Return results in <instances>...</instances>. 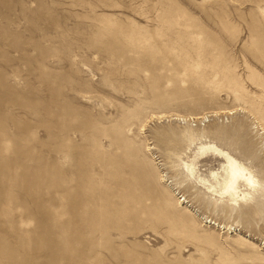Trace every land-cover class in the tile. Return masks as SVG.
<instances>
[{
	"label": "rangeland",
	"instance_id": "374dc122",
	"mask_svg": "<svg viewBox=\"0 0 264 264\" xmlns=\"http://www.w3.org/2000/svg\"><path fill=\"white\" fill-rule=\"evenodd\" d=\"M262 12L0 0V264H264V193L221 201L186 137L264 183Z\"/></svg>",
	"mask_w": 264,
	"mask_h": 264
},
{
	"label": "bare ground",
	"instance_id": "6f19581e",
	"mask_svg": "<svg viewBox=\"0 0 264 264\" xmlns=\"http://www.w3.org/2000/svg\"><path fill=\"white\" fill-rule=\"evenodd\" d=\"M262 15L264 17V12H262ZM197 118L201 117L198 116ZM215 132L217 134L219 133L218 128H216ZM186 137L189 141V146L198 144V150L202 155H215L223 160L221 173L212 171L210 173L211 179L200 177L201 182L207 185L209 191L217 192L218 189L221 201H226L232 207H239L240 204L253 200L255 194L259 192L264 193V183L260 180L255 171L238 160L227 150L220 148L214 142L206 140L208 137L206 130L204 131L202 129L198 134L194 133L193 130H188ZM184 167L189 176H195L196 171L193 164L184 162ZM209 223H211V220ZM212 224L217 227L220 226L221 228H225L224 225H219L215 222H212Z\"/></svg>",
	"mask_w": 264,
	"mask_h": 264
}]
</instances>
